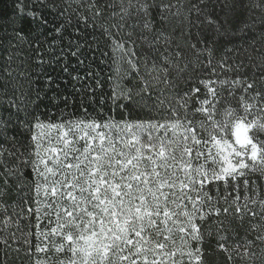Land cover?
Segmentation results:
<instances>
[{"label": "snow or ice", "instance_id": "obj_1", "mask_svg": "<svg viewBox=\"0 0 264 264\" xmlns=\"http://www.w3.org/2000/svg\"><path fill=\"white\" fill-rule=\"evenodd\" d=\"M0 264H264V0H0Z\"/></svg>", "mask_w": 264, "mask_h": 264}, {"label": "trees", "instance_id": "obj_2", "mask_svg": "<svg viewBox=\"0 0 264 264\" xmlns=\"http://www.w3.org/2000/svg\"><path fill=\"white\" fill-rule=\"evenodd\" d=\"M120 57H121V53L120 52H116L114 54V59L116 61V63H112L109 62L108 65L105 66L104 69V77H108L110 74H113L116 72L117 69H120L121 71H124L127 68L126 63L125 64H121L120 63ZM127 77H125L124 80H120L118 76H114L113 78V84L118 85L120 87H125L127 86ZM13 196H15V193H13ZM47 206V201H41L37 207L40 208V221H39V226L37 227V221L35 216H33L32 218V226H33V230L36 231L37 233H39L41 230L46 229L48 227H54L55 225H49L48 220L44 217V210ZM53 220H55V216H53ZM177 243H179V241H177ZM36 257H39L40 259L44 258V254L43 253H36V256L34 257V259Z\"/></svg>", "mask_w": 264, "mask_h": 264}, {"label": "rangeland", "instance_id": "obj_3", "mask_svg": "<svg viewBox=\"0 0 264 264\" xmlns=\"http://www.w3.org/2000/svg\"><path fill=\"white\" fill-rule=\"evenodd\" d=\"M223 53L221 52L220 55H222Z\"/></svg>", "mask_w": 264, "mask_h": 264}]
</instances>
